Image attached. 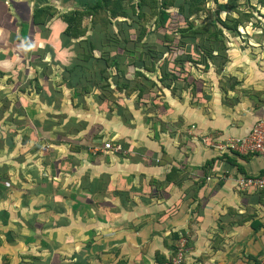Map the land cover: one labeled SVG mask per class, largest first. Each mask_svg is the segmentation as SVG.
<instances>
[{
    "label": "crops",
    "instance_id": "crops-1",
    "mask_svg": "<svg viewBox=\"0 0 264 264\" xmlns=\"http://www.w3.org/2000/svg\"><path fill=\"white\" fill-rule=\"evenodd\" d=\"M236 51L200 85L182 89L199 80L178 73L159 105L151 92L152 108L127 112L111 106L115 87L101 90L100 76L97 85L98 63L91 98L77 110L66 104L58 121L45 105L54 100L40 102L0 63V264H162L175 234L187 237V264H257L264 190L237 179L264 174V157L224 145L264 117V54ZM95 96L110 97L107 106ZM98 137L121 150L102 149Z\"/></svg>",
    "mask_w": 264,
    "mask_h": 264
},
{
    "label": "rangeland",
    "instance_id": "rangeland-1",
    "mask_svg": "<svg viewBox=\"0 0 264 264\" xmlns=\"http://www.w3.org/2000/svg\"><path fill=\"white\" fill-rule=\"evenodd\" d=\"M65 4L69 6L66 8ZM110 6L92 12L76 0H0V63L4 62L8 73L21 79L25 91H37L40 102H48V97L49 101L54 100L45 105H55V121L60 120V109L66 104L77 110L91 98L87 96L89 88L85 91L83 86L93 83V67L103 61L101 55L110 52L118 54L117 58L129 56L126 46L129 51L135 48L142 54V67L140 64L133 68L124 63L115 66L111 60V68L104 71L109 76L101 82H108L120 93L117 102L111 105L113 110L124 105L126 112L128 105L151 107L148 98L151 92L157 105L162 100L163 88L176 81L172 78V70L179 68L180 61L183 72L199 80L184 81L183 89V85L197 86L202 83L200 80L206 81L205 72L209 66H203L196 59L206 55L207 50L215 60L227 61L232 53L235 57L238 48L248 49L250 45L264 54V0H121V9L126 13L116 15L112 14ZM74 9L79 11V16L69 23L65 16ZM93 22L102 26L96 27ZM71 24L73 30L68 29ZM126 40L132 42L127 45ZM101 43L102 51L98 48ZM89 44H94V48L90 50L88 60L80 59L85 62L76 67L73 61L76 46L79 56L88 52ZM69 46L73 47L67 50ZM152 48L157 49L156 57H160L157 61L149 55ZM66 50L69 53L64 52ZM60 52L62 57L53 58ZM26 70L30 72V79L25 82L23 73H27ZM4 72L7 71H0V75ZM165 72L169 74L165 75ZM50 73L54 77L48 79L45 75ZM11 79L9 83L14 82ZM121 84L126 90L118 87ZM138 92L142 94L139 105L134 101ZM93 100L107 106L110 97L100 100L95 96ZM103 139L106 138L98 137L99 142Z\"/></svg>",
    "mask_w": 264,
    "mask_h": 264
},
{
    "label": "trees",
    "instance_id": "trees-1",
    "mask_svg": "<svg viewBox=\"0 0 264 264\" xmlns=\"http://www.w3.org/2000/svg\"><path fill=\"white\" fill-rule=\"evenodd\" d=\"M79 4H81L82 6H84L85 8L91 10L92 12L95 11L96 9H100V8H103L104 10L106 9V7H108V5H111V12L113 15H116L118 12L122 13V14H125L126 12L121 9V6H120V3H121V0H95L94 3L90 4L87 0L85 1H81V0H76ZM139 6H141V2H139L138 4ZM79 16V11L74 9L72 12H70L69 15L65 16L66 20L71 23L73 22L74 20L77 19V17ZM93 24L96 26V27H100L102 26L101 24H96V22H93ZM73 26V24H71V26H69L68 29H70L71 27ZM235 27L237 28V24H235ZM74 28L70 29V30H73ZM235 29V28H234ZM71 34V33H70ZM72 36V34H71ZM127 41V45H129L130 42H132L131 40H126ZM135 43V42H134ZM139 43V42H137ZM94 44H89V48H88V52L84 53V54H79V56H77L79 59H83V60H88L86 59L87 57L90 56V50H92L94 48L93 46ZM103 44H99L98 45V48L100 47L101 48V51H102V47ZM111 47V46H110ZM135 47V46H134ZM126 48V53H132V55L129 54V56L125 55L124 57H120V58H117L118 57V54H112L109 52L106 53L107 55H104L103 54L101 55V58L103 61H101L100 63V71H99V74H96V79H98V77L100 76V78H103V79H107V77L109 76V73H105L104 71H106L107 69L111 68V60L113 61V63H115V66H119L120 64H130L133 68L136 66H139L141 64V67H142V64L144 63V60L142 58V54L141 53H137L135 48H132L130 51L129 49L127 48V46L125 47ZM207 50L205 51L206 52V55L203 54V55H199L200 57L196 59L197 62H200V64H202L203 66L206 65V66H209V64L213 65L215 68L217 69H221L223 64L227 61V60H215V57L211 54V52ZM163 53V52H161ZM156 54H157V49L156 48H152L149 50V55L150 57H152V59H154V61H157L160 59V57H156ZM85 57V58H83ZM117 58V59H116ZM194 59V58H192ZM195 60V59H194ZM179 62V61H178ZM177 62V63H178ZM176 63V64H177ZM182 61H180V64H179V68L175 67L174 70H172V74H173V79L176 80L175 82H173V85L172 83L170 84H167L166 86L168 87H172V92L174 93L175 92V89H176V84L179 82L178 80V73H182L184 71V68H183V65H182ZM78 65V66H77ZM80 66H83L82 64H76V67H79ZM123 69V68H122ZM169 74V72H165V75ZM125 76V74H123ZM100 78L98 79V83L97 85L99 84L100 85ZM90 81V79H89ZM97 80H94L93 79V83H88L87 85L83 86L84 90H88V88L90 89L92 87V85L96 82ZM114 81L117 82V78H114ZM168 83V82H167ZM109 86V83L106 82V84H101L100 85V88L101 90L103 89H106L108 88ZM118 87L120 88H125L126 90V87L124 86V84H121V85H118ZM128 92V91H127ZM195 92V90H194ZM106 95V94H104ZM138 95L139 96H142V94H139L138 92ZM157 110V109H156ZM178 238V235L175 234L174 235V244H173V249H174V246H175V242ZM172 249V251H173ZM171 256V255H170ZM163 258V259H160L159 260L161 261L162 264H167L169 258Z\"/></svg>",
    "mask_w": 264,
    "mask_h": 264
},
{
    "label": "built area",
    "instance_id": "built-area-1",
    "mask_svg": "<svg viewBox=\"0 0 264 264\" xmlns=\"http://www.w3.org/2000/svg\"><path fill=\"white\" fill-rule=\"evenodd\" d=\"M217 146L221 148L224 146L229 147L241 153H258L264 157V117L256 119L245 135L228 140L224 146ZM102 149L119 151L121 147L117 143L113 144L110 140H106L102 145ZM237 185L240 188L264 190V174L240 175L237 179ZM186 245L187 237L179 235L167 264H187L185 259ZM257 264H264V255L258 260Z\"/></svg>",
    "mask_w": 264,
    "mask_h": 264
}]
</instances>
